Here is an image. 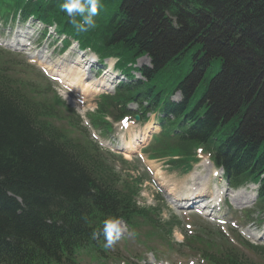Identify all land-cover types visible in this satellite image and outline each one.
<instances>
[{
	"label": "trees",
	"instance_id": "trees-1",
	"mask_svg": "<svg viewBox=\"0 0 264 264\" xmlns=\"http://www.w3.org/2000/svg\"><path fill=\"white\" fill-rule=\"evenodd\" d=\"M66 2L0 0V17L33 16L100 59L116 58L129 78L131 70L140 72L144 81L102 97L90 115L94 126L112 110L118 120L134 102L143 119L163 115L159 139L169 146L158 155L177 153L173 163L187 165L200 149L224 168L232 188L260 181L264 0H100L95 26L83 32L76 28L83 17L69 16ZM144 56L151 67L133 68ZM21 69L35 72L0 49V264H80L81 257L104 264L108 220L124 221L135 235L145 230L149 243L177 228L173 219L161 222L153 210L136 207L139 180L115 169L46 79ZM176 91L181 101L171 103ZM191 239L190 253L207 264H254L226 243Z\"/></svg>",
	"mask_w": 264,
	"mask_h": 264
},
{
	"label": "rangeland",
	"instance_id": "rangeland-1",
	"mask_svg": "<svg viewBox=\"0 0 264 264\" xmlns=\"http://www.w3.org/2000/svg\"><path fill=\"white\" fill-rule=\"evenodd\" d=\"M31 34H34V36L30 39L29 36ZM21 36L22 38H20ZM258 39L260 41L261 37H258ZM13 41H17L18 45H12ZM19 41L22 44H20ZM0 48L6 50L10 49L9 51L13 50V57L16 61L22 65H32L30 67H34L35 70H40L47 75L58 95L66 101L68 105L73 107L76 113L83 119V123L88 125L85 115L89 111L95 109L96 103H98L97 97L104 93L99 90L92 92L89 85H92L94 81V83L103 82L105 79L100 78L98 73H90V75L84 72L82 73L80 67L77 65V54L74 50L60 54L55 44H49L46 39L42 42L41 40H37L35 30H32L29 24L27 28L19 24L12 26L11 24L4 25L2 23H0ZM36 53H41L44 58L39 60ZM98 65L99 64H96V66ZM144 65H149L148 59L142 58L137 61V66ZM21 71L25 72L28 77H32V75L36 74V72L30 74L27 69H21ZM38 82L43 81L38 80ZM97 91L99 92L97 93ZM173 98L177 99L178 96L175 95ZM156 124L153 115H149V121L146 124L134 120H126V122L113 124L114 132L109 136L114 140L112 143L108 142L107 139H99L95 133L97 140L104 149L122 155V157L130 163V166H124V172H127V169H129V173L141 175L142 178L146 179L141 186V193L138 198L140 206L156 205L158 203L156 199L162 198V204L168 209V211L163 212V216L167 217L169 212L175 214L181 221L182 226L185 225L184 232L187 238L204 235V233H207L205 231L215 232L213 230L219 228L217 226L219 225L228 237L230 236V229H233L249 242L251 241L245 237L249 232L258 233L264 239V215L258 214L254 202L250 201V194H252L251 190L249 188L244 189L248 194L245 195V199L242 203L236 201L238 200L236 198L232 199L230 191L228 192L225 190L227 189L226 185L220 179L221 172L208 163V158L201 155L198 156L200 157L199 163L185 176H182V174L180 175V172L167 166L165 159L150 158V139L159 131ZM124 146H128V148L124 149ZM130 169H132V171ZM193 172L197 173L200 177L198 178V182L207 180V187L209 188L201 197L196 198V201L201 202L206 196L210 197L211 195L209 193L215 192L214 190L218 193V197H216L217 201H221L219 207H216L212 212L218 215V218L214 220L207 215L209 209L204 211L176 210L169 204V199L184 202L182 198L186 197L188 194L186 185L191 183L190 175H192L191 173ZM246 211H252L254 213L252 216L246 217ZM195 215L201 216L203 218L201 219L206 221L199 220ZM207 222L209 225L206 224ZM117 227L119 229L117 236L129 238L128 232L125 230L126 228L121 224H118ZM173 240L175 242L183 241V237L179 231L173 233ZM253 242L256 245L264 247V241L257 239ZM122 248L123 250H129L132 252L131 254H137L138 257H144L145 259L139 264H202L194 257H181L175 255L171 256L172 261L170 263L164 260L155 261L151 253L143 250L141 245H138L130 238L127 245L124 243L122 244Z\"/></svg>",
	"mask_w": 264,
	"mask_h": 264
},
{
	"label": "clouds",
	"instance_id": "clouds-1",
	"mask_svg": "<svg viewBox=\"0 0 264 264\" xmlns=\"http://www.w3.org/2000/svg\"><path fill=\"white\" fill-rule=\"evenodd\" d=\"M63 9L72 16L74 13H78L83 17L82 23H76L78 31L83 32L95 26L93 19L100 7V0H68L63 6ZM75 23V21H73ZM119 220L105 221L104 234H105V247L111 248L116 242V236L118 235ZM116 234V235H114Z\"/></svg>",
	"mask_w": 264,
	"mask_h": 264
},
{
	"label": "bare ground",
	"instance_id": "bare-ground-1",
	"mask_svg": "<svg viewBox=\"0 0 264 264\" xmlns=\"http://www.w3.org/2000/svg\"><path fill=\"white\" fill-rule=\"evenodd\" d=\"M20 38H22V37H20ZM20 42V41H19ZM20 44H22L21 42H20ZM12 45H18V43H17V41H13L12 42ZM37 58H38V56H37ZM39 58L40 59H42V57H40L39 56ZM79 76V75H78ZM83 76V75H82ZM83 78V77H82ZM108 79L109 80H111L112 78L111 77H108ZM105 82H106V85H105ZM98 84H96V85H89V88H90V90L93 92V91H95V90H99V91H101V90H103L105 87H109V85H108V80L107 81H101V82H97ZM100 83H101V85H100ZM95 86V87H94ZM98 92V91H97ZM125 144H127V143H125ZM125 148H128V146H124V149ZM198 178V176L197 175H192V176H190V180L192 181V183L189 185V187L188 188H191V194H190V196H188V197H186V198H184V199H182V200H184V201H186V204H188V203H190V202H192L193 200H195L196 198H198V197H200V195L199 194H202V192L204 191V188H205V186H206V182L203 180V181H200V182H197V183H195V180ZM233 196H235V197H237V198H243V196H245V192L244 191H242V190H240V191H237V192H235L234 194H233ZM204 206V204H201L200 206H199V208L200 207H203ZM249 237L253 240V239H255V236H251V235H249Z\"/></svg>",
	"mask_w": 264,
	"mask_h": 264
}]
</instances>
